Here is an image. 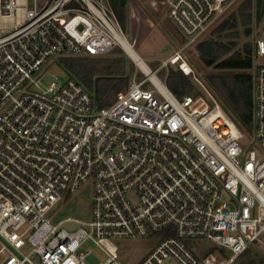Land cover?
I'll return each mask as SVG.
<instances>
[{"label": "built area", "instance_id": "obj_1", "mask_svg": "<svg viewBox=\"0 0 264 264\" xmlns=\"http://www.w3.org/2000/svg\"><path fill=\"white\" fill-rule=\"evenodd\" d=\"M29 1L0 0V264H90V244L106 255L99 264H127L112 240L154 235L134 264H234L264 236V27L252 34L246 133L209 92L178 98L159 76L171 66L191 76L187 52L242 0H153L182 45L155 70L145 61L149 72L104 108L78 80L44 78L61 59L122 48L111 0ZM89 180L92 221L54 224ZM198 239L216 247L200 254Z\"/></svg>", "mask_w": 264, "mask_h": 264}, {"label": "trees", "instance_id": "obj_2", "mask_svg": "<svg viewBox=\"0 0 264 264\" xmlns=\"http://www.w3.org/2000/svg\"><path fill=\"white\" fill-rule=\"evenodd\" d=\"M121 1L111 0L119 19L124 22L126 10ZM263 18L264 0H250L237 14L221 24L214 38L201 45L209 53L205 61L208 67L231 73L210 76L211 85L224 112L246 133L253 131V77L250 73L253 68V46L251 43L241 46L240 38L243 35L252 36L253 23ZM120 52L117 49L106 58L78 57L61 59L60 62L70 77L82 83L94 95L97 105L104 108L116 100L119 92L126 91L132 81L133 71L129 72V66L133 67V64H129L128 58L121 56ZM160 75L176 97L183 98L195 93L191 76L179 69L171 66L163 69ZM234 264H264V255L249 248Z\"/></svg>", "mask_w": 264, "mask_h": 264}, {"label": "rangeland", "instance_id": "obj_3", "mask_svg": "<svg viewBox=\"0 0 264 264\" xmlns=\"http://www.w3.org/2000/svg\"><path fill=\"white\" fill-rule=\"evenodd\" d=\"M152 1L153 0H127L126 6L124 7L126 10L125 20L124 22L120 19L119 20L133 47L147 64L155 70L160 67L162 61L167 60L170 57L173 48H179L182 45V39L168 19V14H160L156 8L152 7ZM249 1L250 0H242L230 11L227 19L237 14L238 11L243 9ZM29 7H34L32 0L29 1ZM252 27L253 32L255 28L264 27V18L262 21H255ZM218 30L219 26L213 30L205 41L214 38ZM252 40L253 36L246 37L243 35L240 38V45L242 46L246 43L252 44ZM201 45L192 47L186 54L187 61L193 69L191 79L195 85L194 94L206 95L207 92H209L220 104L219 97L211 85L210 76H217L219 74L231 75V73L219 72L213 67H208L205 64V61L208 59L209 53L203 50ZM117 49L121 51V56H126L128 58L130 61L129 64H133V67L129 66V72L133 71L132 78L135 73H140L139 67H137L126 52L121 47L116 48L114 51ZM113 53L108 56L93 58H106L112 56ZM257 63L264 64V57H259ZM48 72L47 77L44 78L45 87H49L52 83V75L57 76L64 81H67L70 78L69 72L63 67L60 61L52 64ZM159 76L162 79L160 74ZM210 103L214 105L213 101H210ZM93 187V181L89 180L73 195L59 203L50 214L53 223L58 224L68 218L83 222H91ZM160 238L161 235H154L146 238H115L112 241L118 247L121 259L127 264H134L140 259L148 256L156 248ZM190 246L194 250H198V253L202 254L201 251H210L216 247V244L209 239H198L193 240L192 243H190ZM256 246L264 252V236L260 238V241L257 242ZM89 248H91L93 252L88 260L90 264H99L106 259L104 252L94 244H90Z\"/></svg>", "mask_w": 264, "mask_h": 264}, {"label": "bare ground", "instance_id": "obj_4", "mask_svg": "<svg viewBox=\"0 0 264 264\" xmlns=\"http://www.w3.org/2000/svg\"><path fill=\"white\" fill-rule=\"evenodd\" d=\"M121 46L137 67L149 72L148 66L142 56L136 51L127 38H121ZM180 61V60H179Z\"/></svg>", "mask_w": 264, "mask_h": 264}, {"label": "water", "instance_id": "obj_5", "mask_svg": "<svg viewBox=\"0 0 264 264\" xmlns=\"http://www.w3.org/2000/svg\"><path fill=\"white\" fill-rule=\"evenodd\" d=\"M126 1H127V0H122V1H121V5H122L123 7L126 6ZM252 248L255 249V250H257L258 252H260L261 254L264 255V253H263L261 250H259L256 246H253Z\"/></svg>", "mask_w": 264, "mask_h": 264}]
</instances>
